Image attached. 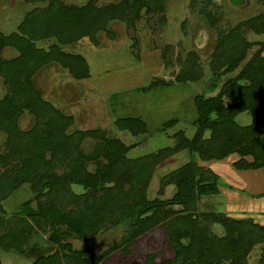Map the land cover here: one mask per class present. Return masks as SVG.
<instances>
[{
	"label": "trees",
	"instance_id": "16d2710c",
	"mask_svg": "<svg viewBox=\"0 0 264 264\" xmlns=\"http://www.w3.org/2000/svg\"><path fill=\"white\" fill-rule=\"evenodd\" d=\"M40 1V0H33ZM166 0H121L97 6L93 0L74 6L59 0H49L45 8L34 7L24 19L23 27L31 39H54L47 49L30 45L13 63H6V72H13V94L0 100V129L8 130L9 149L0 153V248L22 252L34 232L35 222L49 226L48 239L57 248L50 254L38 256L31 264H98L101 255L94 247L76 250L71 238L87 240L106 226L125 224L124 242L166 223L174 240L173 259L161 264H246L247 255L256 244H262L261 264H264V225L250 218H233L224 214L197 213L202 196L219 193L220 175L210 167L199 164L224 161L231 155L236 170L264 173V41L245 61L253 45L244 35V28L256 34L264 33V12L219 33L210 54L208 68L217 82L223 74L238 72L221 82L215 95L196 94L194 104L196 129L191 137L182 129L174 134L175 144L155 152L128 157L129 146L122 140L103 138L99 128L75 130L66 134L72 115H64L49 101L40 98L29 81L31 74L49 62L60 64L72 77H88L85 57L64 51L62 46L87 37L97 44L100 32H112L108 24L123 22L134 29L135 22L146 13L164 11ZM210 26L217 17L205 13ZM164 19V15L161 17ZM162 55L165 56L164 52ZM205 75L198 55L189 52L174 80L154 78L146 89L173 83H195ZM23 77L27 100L19 103L17 79ZM212 82V89L216 86ZM26 108L36 116L51 111L54 117L15 138L17 119ZM239 113L251 117L249 124L236 122ZM180 118L172 117L160 129L175 125ZM114 126L132 135L147 132L139 117H119ZM102 130V129H101ZM102 137L94 144L91 154L81 149L87 137ZM193 154V159L173 170L161 182V193L167 185L176 187L166 200H149L147 189L156 166L179 151ZM248 156L252 160L246 159ZM94 165L89 170L90 164ZM28 184L38 211L27 216L7 214L2 206L14 190ZM73 186H79L80 192ZM227 186V184H226ZM227 187L233 188L231 184ZM264 191L252 197L264 196ZM178 206L179 208H175ZM219 223L222 236H208L197 229V220ZM46 231V229H45ZM127 236V237H126ZM0 264H3L0 261ZM147 264H155L150 256Z\"/></svg>",
	"mask_w": 264,
	"mask_h": 264
},
{
	"label": "rangeland",
	"instance_id": "374dc122",
	"mask_svg": "<svg viewBox=\"0 0 264 264\" xmlns=\"http://www.w3.org/2000/svg\"><path fill=\"white\" fill-rule=\"evenodd\" d=\"M62 3L80 6L87 0H59ZM97 6L116 3L121 0H93ZM49 0H0V100L13 94V82L10 77L13 72H6L3 65L13 63L28 50L30 45L47 49L54 39L33 40L30 33L23 27L24 19L34 7L45 8ZM210 12L217 17L214 27L210 26L205 13ZM264 12V0H241L236 6L228 0H166L164 11L146 13L141 12V17L135 22L134 29H129L123 22L112 21L108 29L112 35L100 32L97 35L98 43H92L87 37L62 46L64 51L77 53L85 57L89 65L88 77L75 78L60 64L49 62L36 69L29 81L41 99L49 101L64 115H72V123L66 127V134L75 130L99 128L103 138L122 140L129 146L127 156L137 157L142 154L155 152L159 148L173 146V134L182 129L186 136L191 137L196 129L193 123L195 114L192 107L184 110L179 104L173 105L171 111L183 110L175 125L167 129L147 130L144 134L132 135L128 131L117 129L113 121L109 103L110 92L115 87H125L135 82H144L154 78L174 80L176 73L181 68L183 60L189 52L198 55L199 64L205 75L199 82L193 83L196 94L205 96L215 95L221 82L234 76V72L221 75L215 81L209 72L208 62L210 54L216 44L219 33L226 31L240 22L257 16ZM164 15V19L161 17ZM245 37L253 43L247 52L246 60L259 48L264 41V33L256 34L249 28H244ZM164 52L165 56L162 55ZM24 78L15 81L16 90L20 93L17 101L26 102L24 92ZM212 82L216 86L212 89ZM113 87L112 90L109 88ZM123 90V89H122ZM190 90V97L193 96ZM116 93L112 94L114 99ZM121 95V93H118ZM196 96V95H195ZM180 99V96H177ZM159 98L149 100V104L157 102ZM192 103V98L190 99ZM189 104V105H190ZM194 109L195 108V105ZM164 114V113H161ZM197 116V114H196ZM54 117L51 111L44 115L36 116L24 108L17 119L15 138L31 130L36 124H42L48 118ZM166 116L163 119H170ZM196 118V117H195ZM236 122L240 125L249 124L251 117L246 113H239ZM160 120V118H159ZM102 129V130H101ZM8 130L0 129V153L9 149ZM102 137L90 138L87 136L81 143V149L88 154L93 152V147ZM193 154L186 150L179 151L171 157L160 162L152 173L147 197L149 200L159 198L166 200L175 192L174 185H167L160 193L162 180L167 174L182 166ZM236 159L231 155L224 161H209L199 164L210 167L220 175L219 193L202 196L197 203V213L212 212L224 214L233 218H250L255 223L264 225V196L252 197L253 193L264 191V173L262 171L236 170L231 166ZM246 159L252 160L250 156ZM94 165H89L93 170ZM245 174V175H244ZM231 184L233 188L226 186ZM77 192L79 186H73ZM264 193V192H263ZM2 206L7 214L27 216L38 211V205L28 184H23L14 190L2 201ZM175 208H179L176 206ZM197 229L208 236H222L225 231L219 223H208L198 219ZM34 232L28 245L19 252L15 249L4 250L0 248V261L3 264H31L38 256L52 253L57 246L48 239L51 232L49 226L35 222ZM46 229V231H45ZM126 234L125 224L107 225L105 229L87 240L71 238L73 249H89L95 246L96 254L101 255L98 264H147L151 256L155 264L164 260L173 259L175 255L174 240L166 223L154 226L152 229L124 242ZM127 237V236H126ZM262 244H256L247 255L246 264H261ZM227 264V263H222Z\"/></svg>",
	"mask_w": 264,
	"mask_h": 264
},
{
	"label": "crops",
	"instance_id": "0c3cea01",
	"mask_svg": "<svg viewBox=\"0 0 264 264\" xmlns=\"http://www.w3.org/2000/svg\"><path fill=\"white\" fill-rule=\"evenodd\" d=\"M149 82L150 80L146 79L142 83L139 81L125 87L119 86L114 89L113 87L109 88L107 91L113 89L109 93L111 95V98H109V109L111 110L112 116H114V118L127 116L139 117L145 122L148 131L157 128L167 121V119H163L166 116L182 117L181 113L183 110L171 111L172 108H175V106H173L175 103L177 107L180 104L184 110H190V107H192L196 117V110L193 106L195 105L194 97L196 92L192 88L193 83H173L169 86L160 85L146 89ZM191 89L193 90L192 97H190ZM113 93H116L114 99L112 98ZM118 93H121V95ZM177 96H180V99L177 98ZM155 98H159L157 102L149 104V100ZM191 98L192 103L190 104L189 101Z\"/></svg>",
	"mask_w": 264,
	"mask_h": 264
},
{
	"label": "water",
	"instance_id": "95a60500",
	"mask_svg": "<svg viewBox=\"0 0 264 264\" xmlns=\"http://www.w3.org/2000/svg\"><path fill=\"white\" fill-rule=\"evenodd\" d=\"M230 4L232 5H237L239 2H241V0H228ZM94 253H96V248L94 246Z\"/></svg>",
	"mask_w": 264,
	"mask_h": 264
}]
</instances>
